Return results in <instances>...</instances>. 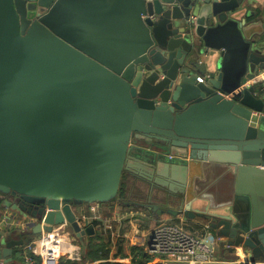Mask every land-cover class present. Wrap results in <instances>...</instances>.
<instances>
[{
    "label": "water",
    "instance_id": "1",
    "mask_svg": "<svg viewBox=\"0 0 264 264\" xmlns=\"http://www.w3.org/2000/svg\"><path fill=\"white\" fill-rule=\"evenodd\" d=\"M244 4L0 0L5 263L60 225L85 243L93 225L73 204L114 199L124 180L136 204L209 220L229 262H264V22ZM209 170L227 176L213 203Z\"/></svg>",
    "mask_w": 264,
    "mask_h": 264
},
{
    "label": "crops",
    "instance_id": "2",
    "mask_svg": "<svg viewBox=\"0 0 264 264\" xmlns=\"http://www.w3.org/2000/svg\"><path fill=\"white\" fill-rule=\"evenodd\" d=\"M244 8L255 14L259 21L264 22V0H245ZM263 82L255 85L256 95L263 98ZM199 189L203 191L204 198L210 203L218 200V194H224L227 188V176L224 171L209 170L208 172L199 176ZM140 183V182H139ZM138 183V184H139ZM123 195L105 202H99L93 205L89 202L74 203L73 208L79 219H81L84 227L93 225L94 232L86 235V243L75 239L71 234V229L66 224L55 227V230L60 234V238L64 242L63 259H70L73 261H80L88 254V248L96 247L97 250L101 246L104 247L105 254L101 258H89L84 260V264H100L103 262L132 264L133 260H139V252L134 247H139L143 254L142 261L148 263L151 261V255L148 253V248L151 242L152 231L155 226L163 222L175 223L186 231L194 234L199 239L213 248V255L228 263L231 259V254L227 246L221 244L222 238L218 235V230L210 227L209 220L205 218L184 219V214L173 213L175 206H172V212L167 211V208L154 209L152 206H145L136 204V201H144L143 198L136 197L129 194V190L133 185V180L124 181ZM147 189V185H143ZM218 193V194H217ZM5 196L0 193V230L2 222L5 228L13 227L16 219L2 220V217L7 213V209L2 206V200ZM151 201L158 204L160 200L153 196ZM205 204V203H204ZM95 223L93 224L92 222ZM209 226V228H207ZM44 232V231H43ZM46 235V232L43 233ZM42 234V235H43ZM39 237L36 240H40ZM35 240V241H36ZM36 243V242H35ZM23 245L16 249L13 254V261L5 263L0 258V264H39L40 258L38 253V243H36L34 250H30L29 245ZM71 253V255H69ZM100 253V252H99ZM28 255L35 257V262L27 261ZM80 256V260L78 257ZM243 261V258L239 259ZM155 263L159 264L160 260L156 259Z\"/></svg>",
    "mask_w": 264,
    "mask_h": 264
},
{
    "label": "built area",
    "instance_id": "3",
    "mask_svg": "<svg viewBox=\"0 0 264 264\" xmlns=\"http://www.w3.org/2000/svg\"><path fill=\"white\" fill-rule=\"evenodd\" d=\"M203 80L202 77L198 78L200 82ZM222 95L231 99L226 94ZM58 232L54 229L53 232H46V235L42 233L39 241H34L33 246L29 245L30 250L33 251L38 243L39 264H60L64 252V242ZM148 253L151 255V261L146 264H157L155 263L156 259L160 260L159 264H240L238 261L225 263V261L216 258L210 245L181 226L166 221L159 222L153 229ZM76 258L80 260L81 257ZM27 261L34 263L35 257L28 255ZM256 264H264V262H256Z\"/></svg>",
    "mask_w": 264,
    "mask_h": 264
},
{
    "label": "trees",
    "instance_id": "4",
    "mask_svg": "<svg viewBox=\"0 0 264 264\" xmlns=\"http://www.w3.org/2000/svg\"><path fill=\"white\" fill-rule=\"evenodd\" d=\"M124 190V189H123ZM123 190H122V195H123ZM93 224L95 223L92 222ZM85 243H86V240H85ZM99 246V245H96L94 247H91V245L89 247H86V249L84 250V252H86L87 248H88V254L86 256H84V258H82L79 262L78 261H73V260H70V259H63L61 258V261H60V264H84V260L85 259H89V258H101L105 253V250H104V247L101 246L100 248H98L97 250H94L96 249V247ZM133 249H136V251L139 252V260L138 261H134L132 262V264H145V262L142 261L143 259V252L141 250H139L140 248L139 247H134ZM100 252V253H99ZM142 252V253H141ZM100 264H122V263H109V262H103V263H100Z\"/></svg>",
    "mask_w": 264,
    "mask_h": 264
},
{
    "label": "rangeland",
    "instance_id": "5",
    "mask_svg": "<svg viewBox=\"0 0 264 264\" xmlns=\"http://www.w3.org/2000/svg\"><path fill=\"white\" fill-rule=\"evenodd\" d=\"M0 202H1V199H0Z\"/></svg>",
    "mask_w": 264,
    "mask_h": 264
},
{
    "label": "flooded vegetation",
    "instance_id": "6",
    "mask_svg": "<svg viewBox=\"0 0 264 264\" xmlns=\"http://www.w3.org/2000/svg\"><path fill=\"white\" fill-rule=\"evenodd\" d=\"M125 181V180H124Z\"/></svg>",
    "mask_w": 264,
    "mask_h": 264
}]
</instances>
